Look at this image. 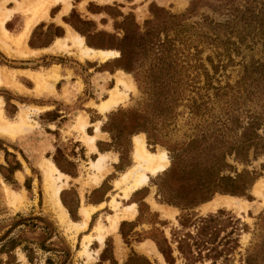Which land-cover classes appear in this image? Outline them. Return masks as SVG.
<instances>
[{
  "label": "rangeland",
  "instance_id": "1",
  "mask_svg": "<svg viewBox=\"0 0 264 264\" xmlns=\"http://www.w3.org/2000/svg\"><path fill=\"white\" fill-rule=\"evenodd\" d=\"M72 1L73 0H69L70 7L73 4L74 9L77 10L78 13H82L86 19H91L90 14L84 9L86 2L95 4H112L116 2L120 5L118 9L122 12L133 13L134 20L141 27V30L143 29L144 21L152 18V14L149 10V5L152 2L178 16L177 25L173 26V29L168 32L169 38H176L173 45L174 50L170 52V56L166 58V62L171 61L172 65L175 66L174 69L171 71L169 70V73H174L171 79L172 81L166 80V77L164 78L165 80L163 79L165 76L164 73L168 72L167 68L160 72L150 69L152 66L151 64L155 60L153 57H140L133 71H125L118 67L124 64L125 61L122 58H117L120 54L117 49H113L117 51V54L109 59V61L106 60L109 62L107 64L110 69L114 67L119 68L117 70L129 74L135 86V91L132 92V90H130L128 92V98L111 110L115 112L117 109H121L122 112H128L129 114L116 113L112 119L113 122L115 124H123L131 118L130 112L145 120L149 134H153L157 142L148 144V133L142 132L144 134L145 146L152 152H155L157 147H162L169 158L168 167L171 164V152L169 149L173 147L180 148L188 141L198 136L203 130L212 128L213 125L217 123L218 118L223 116V113L228 107L227 104L239 106V110L242 113L252 109L259 114L261 109L264 108V97L260 96L258 92L247 97L246 91L240 90L236 92L235 90L236 82L243 72L244 65L252 61L264 60V0H80L79 3V0ZM192 1L194 2L193 6L191 5ZM8 3H11L12 6L8 7ZM7 4L6 7L9 9L15 6V3L11 0L7 2ZM57 4L61 5V10H59L62 12L63 4L61 2ZM57 4L55 6H57ZM246 9H249L247 12H254V15H258V19L255 23L247 24L244 20L245 18L238 20V18L234 17L236 14L240 16L242 13L241 11H246ZM13 15H15L14 17H18H16L14 22L9 24V26L12 27L14 23L19 24L12 30L6 28L11 31L9 32L11 35H16L24 24V17L20 11L15 12ZM183 15L187 18L185 21L182 18ZM104 17L107 20L105 24L98 22V17H95V20L91 19L96 23V30H101L100 32H102L96 34L92 38L93 43L98 47H114L117 43V38L121 36V31L115 34V30L112 26V19L105 13ZM55 18V16H50V18L48 17L47 20L43 21L45 24L50 22L55 24V22H57ZM57 23L65 28L62 22ZM53 24H49L48 27L53 26ZM42 25H39L35 30L32 37L33 40L42 43L51 41L54 37V28H42ZM217 31H219L220 40L216 38ZM238 32L243 34L242 41L238 40ZM160 37L162 39L164 35L161 34ZM224 41H226L224 44L225 47H221V42ZM26 44V41L23 44L12 43V45L10 44V48L14 53L24 48L28 50L30 47L27 45L28 48ZM53 44L54 42L52 45ZM52 45V52L64 53L66 57L56 56L52 60L41 61L39 67H43L49 63H55L58 65H54L50 69L54 68L60 74L59 65L61 66V64L59 61L65 60L61 63L70 65L72 68L75 67L77 70L80 68L86 70L87 67H90V70L87 72H89L91 76L94 72L101 70V67L97 66L99 63L97 61L84 58L80 60V53L77 52L76 49L69 48V50H63L53 47ZM2 51L4 52V50ZM30 56L34 55L29 53L27 56H21V58ZM158 63L160 64V62L155 61L154 65H158ZM130 66L132 67V62ZM0 67L6 70V66ZM9 71L12 72L11 70ZM38 72L44 73L46 70ZM68 72L69 77L76 78L78 82L70 83L67 81L63 85L62 90L67 87L68 91L70 90L69 92H71L68 96L61 95L68 104H57L54 105V109H52V115L64 114V117L56 118L57 121L60 120L61 124L58 123V126H56L51 122L54 125L51 124V127H47L48 120L51 119L52 116H45L44 118H42V116V120H39L35 114L38 110H33V107H37L41 109L39 111H45L50 109L51 106L38 107L28 105L27 107L31 108L30 114L33 113L30 117L37 122V125L22 127L20 131L15 132L14 140L9 141L18 144L22 149H20V151L17 149L13 150V147H15L13 143H6L4 141L0 143V147L7 149L9 152L5 157L3 155L1 159V165L4 167L2 169L3 175L11 179V171H8L15 165L16 161H19L22 166V171H17L21 178L17 176V180L14 179V183L6 182L3 180L2 176H0L2 181L9 186V189L16 192V198H19L18 200L16 199L15 204H12L10 199H7L3 194L0 184V264H96L100 260L99 255L105 243L103 247H101L102 249L100 252L95 255L94 252L98 249L99 243L94 239V224L101 221L103 226H107V214H114L118 211V208L128 204L130 201L128 197L122 198L120 196L123 192L114 187L113 180L133 163L131 155V138L130 150H128V152H125L124 149L117 150L116 146H111L110 133L101 129L102 132L98 138H107L108 141H106V144L96 143V145L98 144L101 148L109 147L111 158L108 160L109 169L101 180V187L93 190V187L97 185H87L83 187V184L88 175L92 173L90 169H88V162L89 160L96 159L97 151H89L80 140V134L74 129L77 128L74 122L75 117L80 112L84 115L86 114L88 117L89 124L85 128V131L89 135L95 133L94 129L97 121H100L101 124L107 121L109 113L100 114L95 106L91 104L99 103L101 100L105 99L108 89L112 88L115 82L112 79V83L108 81L107 86H102L100 83L105 82L107 80L105 78L109 76L106 73L105 75L96 74L95 77L92 78L94 89L91 91L94 92V94L91 93V95L93 96V100L88 101V104H71V102H75V98L69 99V97L73 96L74 93H78L82 88V84L78 77L72 74L71 69ZM66 75L61 76L65 77ZM96 76H98L99 79H97ZM18 77L19 75H15L14 79L16 83H18ZM59 80H57L55 84ZM13 82L11 83L12 85H14ZM55 84L52 92H46L41 95H56ZM77 84L79 87L78 91L74 92V86ZM174 84H176V88ZM1 85L5 84H0V86ZM15 86H18V84ZM223 86H229L226 88L229 92L222 100H218V95H216L217 89ZM13 89L15 88L13 87ZM66 106L69 108L66 109ZM4 108L7 113L5 114L4 112V114L9 118L10 114H8V111L11 112L12 108L8 106ZM72 124H74V128ZM101 124L99 125L101 126ZM259 132L264 133V122ZM0 136L7 137L1 134ZM5 145H7V147ZM117 154H119L120 161L118 164L112 165L115 157V160H117ZM44 158L50 159L54 165V161H56L61 167L60 169L62 172L70 175L67 174V184L62 188L63 197L72 210L73 215L70 213L68 214L70 220H80V215H77L75 212L79 199L80 204L83 205H88V203L96 199H102L101 203L103 202V204L99 205V207L101 205L102 207H97V212L95 211L96 213L90 216L92 219H89L90 221L84 230H79L78 232L66 230L65 227L60 224L54 209L47 203L43 188V173L39 166V163H41ZM227 162L231 164L233 169L226 170L225 173L229 172L230 174H234V171L240 172L242 170H249L256 174L257 178L253 185L256 181L264 177V153L253 156L250 152L246 161L235 160L232 157H228ZM60 169L58 168L59 171H61ZM164 175H166L164 170L156 175H149V181L142 186V189L139 188L140 190H136L137 192L132 195V202L136 204V211L138 212L139 207L142 208L143 211L142 217L140 218L143 222L138 223V221H136L138 218L134 221L138 224L136 226L137 229L132 233V245H135V241L148 239L144 237L150 234L153 230L151 229L152 227L161 229L173 248L172 255L176 258L174 264H183L184 260L176 250V243L172 241L173 231L180 228L177 217L182 213H190V215L194 217L203 216L208 213H215L217 210L221 209L231 215L233 220L238 219L239 223H237V225L240 228L238 231V246L232 253L233 257L231 261L226 264H245L243 259L247 252H251L255 248H262V250H264V248L260 246V243L262 245L264 241V195L262 196V193L255 194L252 190L253 185L248 191L247 197L237 196L248 203L245 210L236 212L230 208L220 207L215 211L202 214L198 210L200 204L189 210L182 211L178 207L161 202L162 196L158 195L157 183H162L164 179H166L167 176ZM216 194L220 193L216 192L213 196ZM141 197H143V202L146 205L138 204L137 200ZM112 198L120 203H111ZM152 202H154L155 205L158 204L161 208L154 206ZM164 210H169L171 215ZM155 218L164 221L165 225L162 226L156 223L152 226L148 224L150 219L152 220ZM152 233L157 234V231L153 230ZM108 234L116 236V231ZM85 235H91L93 237L91 241L92 244L90 243L88 246L92 254V259L90 260H88L84 254L81 255L79 253L82 249V240ZM148 244H146V247H148ZM151 245H153V243ZM146 252L154 257H160L158 254L149 253L147 249ZM150 258L154 261V264H167L163 262V260H160L161 258L158 259L159 261L151 256ZM105 263L103 262L102 264ZM196 264H210V261L204 260Z\"/></svg>",
  "mask_w": 264,
  "mask_h": 264
},
{
  "label": "trees",
  "instance_id": "2",
  "mask_svg": "<svg viewBox=\"0 0 264 264\" xmlns=\"http://www.w3.org/2000/svg\"><path fill=\"white\" fill-rule=\"evenodd\" d=\"M191 5H194L193 1ZM119 6L116 2L101 5L89 2L87 5L89 12H104L112 19L115 34L121 31V36L117 38L114 47L96 46L92 38L96 34L102 33L101 30H96V23L91 19L82 18L74 8L62 19L81 34L89 46L117 49L120 52L117 58H122L125 61L124 64L118 67L125 71H133L140 57H153L154 62L158 61L160 64L154 65L153 62L150 69L160 72L167 68L168 72L164 73L163 79L166 77V80L172 81L174 73L169 72L175 66L172 65L171 61L166 62V58L174 50L173 45L176 38H169L168 32L173 29V26L177 25L178 16L152 2L149 5L152 18L144 21L141 30V27L134 20L133 13H124L118 9ZM247 10L249 9L241 11L240 16L236 14L234 17L238 20L245 18L247 24L255 23L258 15H254V12H247ZM182 18L184 21L187 19L184 15ZM100 21L105 23L106 19L102 17ZM49 27H53L55 30L53 36L61 35L59 27L54 25ZM161 34L164 35L162 39ZM219 36V31H217L216 38L220 40ZM237 37L239 41L243 40V34L240 32L237 33ZM30 39V44L34 45L33 38ZM225 42H221V47H225ZM131 62L132 67L130 66ZM174 85L176 88V84ZM228 87L223 86L217 89L218 100H222L227 95L229 91L226 88ZM235 90L236 92L246 91L247 97L257 92L264 97V60L252 61L244 65L243 72L236 82ZM227 106L223 116L218 118L217 123L212 128L203 130L198 136L180 148L173 147L169 149L171 164L164 170V173H166L164 176L167 177L162 183H157L158 195L162 196L161 202L178 207L183 211L210 200L216 192L225 195L248 196V191L257 175L249 170L234 171V174L225 173L226 170L233 169L231 164L227 162V158L232 157L235 160L246 161L250 152L253 156L264 153V133L259 132L264 122V108L258 114L252 109L242 113L239 106H233V104H227ZM108 113L107 121L102 123L100 128L110 133L111 146H116L117 150L124 149L125 152H128L131 136L139 132L148 133V144L157 143L153 134H149L145 120L134 113L130 112L131 118L123 124H115L112 119L116 113L129 114L128 112L117 109L115 112L110 111ZM97 147L100 151L108 150V148L99 147L98 144ZM8 153L6 151L5 155ZM54 162L61 168L56 161ZM19 167L20 165L16 161L15 165L8 171H11L10 179L3 175L2 169L4 167L0 165V174L3 180L14 183L13 172ZM137 191L133 192L132 195ZM60 199L69 213L73 215L71 208L63 197V190L60 192ZM137 202L139 205H146L143 202V197ZM142 214V208L139 207L136 217L138 219H135L138 223L143 222L140 220ZM192 216L190 213H182L178 216L180 228L172 233V241L176 243V250L183 258V264H196L204 260H209L210 264H226L231 261L232 253L238 246V231L240 230L237 225L239 223L238 219L233 220L231 215L221 209L203 216ZM134 221H132V229L138 224ZM156 223L162 226L165 225L164 221L156 218L148 221V224L152 226ZM151 229L157 231V234L152 233V230L144 238H149L155 243L167 264H174L176 258L172 255L173 248L163 230L153 227ZM120 230L126 238L125 232L121 228ZM104 243L105 246L99 255L100 260L96 264H102L106 261L109 264H116L112 257L110 237H107ZM260 246L264 248V241L262 245L260 243ZM243 261L245 264H264V250L255 248L253 251L247 252ZM130 264H152V262L145 255L132 251V263Z\"/></svg>",
  "mask_w": 264,
  "mask_h": 264
},
{
  "label": "bare ground",
  "instance_id": "3",
  "mask_svg": "<svg viewBox=\"0 0 264 264\" xmlns=\"http://www.w3.org/2000/svg\"><path fill=\"white\" fill-rule=\"evenodd\" d=\"M55 1L56 0H19L18 2L15 1L16 9L19 11L21 10L26 17L23 27L21 28L19 34L15 37L19 42H22L23 39L27 37L30 30L37 22L46 18L49 8L54 4ZM2 19H4V17H2ZM2 19L0 17V24L2 23ZM6 34L7 31H0L1 42L6 41ZM58 47L74 48L77 50V52L80 53H78L80 55V60H82L81 58H84L91 61H97L99 63L113 58L115 54H117V51L96 49L89 46H85L83 45V39L79 35L74 34H68V36L64 38V42L60 43ZM18 73L22 74L20 72ZM25 74L34 81L35 92H41L42 90H47V88H49L50 91H53L54 83L57 80L61 78H69V74L65 77H62L54 68L49 71L47 70L44 73L30 71L27 73L25 72ZM96 77L97 79H99L98 76ZM113 78L115 85L112 88L108 89L106 98L101 100L99 103L91 104L95 106V108H97L100 113L109 112L115 107L117 103L123 102L128 98V92L130 90H132V92L135 91V86L129 74L122 71H116V73L113 75ZM0 83H3V79L1 78ZM78 88V84L74 86V92H77ZM69 91L68 88L65 87L62 90L61 95L68 96L71 94V92ZM2 105L3 101L0 97L1 135H5L9 138L14 139L15 132L20 131L22 127H32L37 125V122L30 117L31 108L20 105L14 117L8 118L4 114ZM33 110L39 111L41 109L33 107ZM86 116V114L84 115L82 112H80L75 117L74 122L77 128L83 129L88 125ZM95 126V135H89L84 132L83 136L84 143L88 146L89 150L91 151H96L95 140L99 136V124H96ZM131 141V155L133 163L126 170H124L117 178L113 180L114 187L120 189L123 192V194L120 195L122 198H127L132 192L144 186L149 180V175H156L157 173L165 170L169 165L168 155L162 147H157V150L155 152H152L146 148L144 134L142 132L134 134L131 138ZM109 158H111L110 152H98L96 159L89 160L88 169H90V172L92 173H89L90 175L87 174L88 177L86 178L83 187H86L87 185H98L101 182L102 178L104 177V174L109 169ZM39 166L41 167L40 169H42L43 171V188L45 191V199L47 203L51 206V208L54 209L57 218L60 221V224H62L63 226L67 225L68 228H70V226H73L75 230L85 229L87 226L88 219L90 217V213L95 210L96 207L89 205L82 206L79 211L80 220L71 221L68 218L65 209L63 208L59 200V193L62 188L66 186L68 176L64 175L61 171H59L58 168L53 165L50 159H43ZM16 174L18 178H21L19 172H16ZM0 184L3 194L6 196V198L10 199V202L12 204H15L16 199H19L18 197L16 198V192L9 189V186L2 181L1 177ZM252 190L255 194L262 193V196L264 195V177L255 182L252 187ZM112 202H115L116 204L120 203L118 201H115L114 198H112L111 203ZM247 205L248 203L240 197L216 194L210 200L200 204L198 210L200 211V213L206 214L207 212L215 211L217 208L224 207L239 212L240 210H245L247 208ZM135 211V205L128 204L122 205L121 208H118V211H116L114 214L107 215V220L109 222L107 232H109L110 230H114L122 218L131 216L133 217ZM167 212L168 214H170L169 210H167ZM93 230L95 231L94 239L97 240L100 245H102L105 234L103 232V227L101 226V221L94 224ZM92 238L93 237L91 235H85L82 240V249L79 251V253L81 255L84 254L88 260L92 259V254L88 249ZM98 252L99 251L96 250L94 254L97 255Z\"/></svg>",
  "mask_w": 264,
  "mask_h": 264
},
{
  "label": "crops",
  "instance_id": "4",
  "mask_svg": "<svg viewBox=\"0 0 264 264\" xmlns=\"http://www.w3.org/2000/svg\"><path fill=\"white\" fill-rule=\"evenodd\" d=\"M10 0H0V17L2 19V17H4V19H2V23L0 24V31L2 30H5L7 31V39L5 42H1L0 41V48L2 50H4V52L0 49V66H6V70L5 68L3 69L2 67H0V78L3 79V83H0V84H5V85H1L0 86V96L1 98L3 99V110L6 113V110H5V106H8L10 108H12V111H8L10 114L9 115V118H12L15 113L18 111L19 109V105H24V106H28V105H32V106H38V107H41V106H53V105H57V104H67V102H65L64 98L61 97V91H62V87L63 85L69 81L70 83H76L78 82V80L76 78H72V77H69L68 80H66L65 78H61L56 84H55V92H56V95H41L43 93H50L52 91L49 90V88H47V90H42L41 92H36L34 91V86H35V83L34 81L28 77L25 72H38V71H43V70H51L50 68L54 65H58V64H52V63H49L48 65H45L43 67H39L40 66V62L41 61H46V60H52L54 59L56 56H63V57H66L64 56V53H60V52H52V48H51V45L52 43L54 42V44L52 45L53 47H56L58 49H63V50H69V47H65V48H61V47H58V45L60 43H63L64 42V38L66 36H68V34H74V35H79L82 39H83V45L85 46H88L86 43H85V39L84 37L79 34L71 25H69L68 23H66L62 18L63 16H66L68 15V13L70 12V10L72 8H74V5L72 4L71 7H70V3H69V0H56L54 2V4L49 8L50 10H48L47 12V16L46 18L42 19L41 21L37 22L30 30V32L28 33L27 37L25 39H23L22 42H19L15 37L19 34V32L16 34V35H11L9 32L8 29L12 30V29H15V26L19 23H14L11 26H9V24H11L12 22H14L15 18L18 17H14L15 15H13L15 12L19 11L16 9V2L15 1H19V0H11L12 2L15 3V6L11 9L7 8L6 7V4L7 2H9ZM74 1V0H73ZM72 1V2H73ZM58 2H61L63 4V9H62V12H60L61 10V5L60 4H57ZM80 2V0L78 1V3ZM89 2H86L85 5H84V9L85 11L90 14V18L91 19H94L95 20V17L97 18L98 17V22L101 23L100 19L102 18H105L104 17V12H101V13H92V12H89L88 9H87V5H88ZM11 3H8V7H11L12 4L10 5ZM57 4V6H55ZM97 4V3H96ZM60 5V6H58ZM98 5H101V4H98ZM54 6V7H53ZM70 7V8H69ZM60 9V10H59ZM11 11V12H10ZM77 11V10H76ZM20 12L22 13L23 17H24V22L26 20V17L24 15V13L20 10ZM58 12V13H57ZM60 12V13H59ZM62 13V14H61ZM51 17H56L55 20L57 22H62L64 25H65V28L64 26H62L61 24H58L57 22H55V24H53V22H50V23H47L45 24V22L43 20H47L48 17L50 18ZM13 15V16H12ZM79 15L86 19L85 16H83L82 13H79ZM6 16V17H5ZM28 16V15H27ZM14 17V18H13ZM11 18V19H10ZM13 18V19H12ZM21 19V18H20ZM53 20V19H51ZM54 21V20H53ZM23 22V23H24ZM107 22V20H106ZM105 22V23H106ZM99 23V24H100ZM105 23H102V24H105ZM43 24V25H42ZM49 24H53L55 27H59L61 30V35L60 36H57L55 35L53 37V39L51 41H46L47 43H42V42H38L36 40H33L34 42V45L30 44V38L33 37V34L35 32V30L37 29V27L39 25H42V28H46L48 27ZM24 25V24H23ZM8 29H7V28ZM23 27V26H22ZM21 30V29H20ZM10 35H11V38H10ZM9 37V38H8ZM27 39V40H26ZM55 40V41H54ZM27 42L26 46L29 48L28 50H26V48L20 50V51H15L16 53H14L11 48H10V44L12 45V43H21L23 44L24 42ZM52 42V43H51ZM10 43V44H9ZM69 44V43H68ZM67 44V45H68ZM90 47V46H89ZM93 48V47H92ZM97 49V48H96ZM106 50H113V49H106ZM114 51V50H113ZM33 54L34 56H30V57H27V58H21V56H27L28 54ZM36 54V55H35ZM9 55H16V56H9ZM111 59V58H110ZM109 60V59H108ZM106 61V60H105ZM103 61L101 62L102 64H97V66H100L101 67V70L100 71H96L93 73V75L91 76V74H88L87 73V77L90 79V88L91 90L94 89L93 87V84H92V78L95 77L96 74H102V75H105L108 74L109 77L105 78L107 79L105 82H101L100 84L102 86H107V83L108 81L112 82V79L114 81V78H112V76L116 73V71H120V70H117L115 67L113 69H110V67L108 66V64ZM41 68V69H40ZM66 68H69V69H66ZM72 70V74L76 77H78V79L80 80V82L82 83L83 82V79H86L84 78L81 74H79V72L77 71V69L75 67H70V65H66L64 63H61V66L59 65V71H60V74L61 75H66V74H69V70ZM9 70H11L12 72H10ZM68 70V71H66ZM113 70V71H112ZM14 71V72H13ZM16 72H20L22 74H19V73H16ZM111 72H114V73H111ZM15 75H19V77L17 78L18 79V83H16L15 81ZM87 78V79H88ZM111 78V79H109ZM104 79V80H105ZM14 80V82H13ZM31 80V81H30ZM12 81L14 83V85H12L10 82ZM51 82V81H49ZM16 84H18V86H15ZM84 84V83H82ZM7 85V86H6ZM21 88H20V87ZM12 87V88H11ZM13 87L15 89H13ZM18 89V90H16ZM53 89V88H52ZM75 96H77L78 94L77 93H74ZM73 97H69V99H72ZM71 101V100H70ZM86 99H82V102H85ZM124 102V101H123ZM122 102H119L115 105V107L120 104ZM71 104H74V102H71ZM114 107V108H115ZM113 108V109H114ZM97 109V108H96ZM112 109V110H113ZM51 109H48V110H45V111H37L35 112V114L37 115V118L39 120H42V118H44L45 116L48 117V116H52L51 117V120L53 118L56 117V115H51ZM98 111V110H97ZM111 111V110H110ZM99 112V111H98ZM100 113V112H99ZM107 113V112H105ZM105 113H100V114H105ZM33 113H31L30 115H32ZM34 114V115H35ZM57 118V117H56ZM87 118V123L89 124L88 122V117L86 116ZM50 122H53L56 126H58V123L61 124L60 120H54V121H50V119L48 120V123H47V127H51V124L54 125L53 123H50ZM97 125L98 124H101L100 121H97L96 123ZM95 124V125H96ZM55 126V127H56ZM88 126V125H87ZM86 126V127H87ZM72 127L74 128V124H72ZM84 127L83 129L81 128H74L76 129V131L80 134V140L83 142V144L88 148V146L84 143L83 141V136H84V132L86 133L85 131V128ZM96 127V126H95ZM29 131V130H28ZM94 134H96V129H94ZM101 128H100V125H99V136L100 137V134H101ZM106 133V132H105ZM88 134V133H87ZM107 134V133H106ZM97 137V140H95V146H96V151H97V155H98V152H110L109 149L108 150H104V151H100L96 145V142L97 141H103L101 142L102 144H106L108 141L107 138H98ZM132 138V137H131ZM14 139L12 138H8V137H3V136H0V143H2V141L6 142V143H13L15 145V147H13V150L14 149H17L20 151V149H22L18 144L14 143V142H9V141H12ZM7 147V145H5ZM131 147H132V141H131ZM109 148V147H107ZM6 150L7 149H4V148H1L0 147V165L2 164L1 162V159L3 158L2 156L4 155L5 157V154H6ZM89 150V148H88ZM8 151V150H7ZM90 151V150H89ZM92 151H95V150H92ZM96 153V152H94ZM117 160H114L112 162V165H115V164H118L119 163V154H117ZM115 157V156H114ZM44 159H48V158H44ZM116 159V157H115ZM52 162V161H51ZM53 163V162H52ZM21 164V163H20ZM41 163H39L40 165ZM54 165V163H53ZM55 166V165H54ZM22 167V166H21ZM56 167V166H55ZM57 168V167H56ZM42 170V169H41ZM19 171L21 172V170H15L14 173H13V177L14 179L17 180V175H16V172ZM43 173V171H41ZM62 172V171H61ZM64 175L67 176V173L65 174L64 172H62ZM69 175V174H68ZM1 176V174H0ZM70 176V175H69ZM149 181V180H148ZM101 186V182L93 187V190H96L98 189L99 187ZM142 188V187H141ZM2 190V188H1ZM138 190V189H137ZM136 191V190H135ZM3 192V191H2ZM6 197V196H5ZM132 197V193L128 196V199L130 200ZM8 199V198H7ZM60 200V198H59ZM127 200V199H125ZM100 202V203H99ZM60 203L61 205L63 206L61 200H60ZM154 204V206H157V207H160L158 204L155 205L154 202H152ZM93 204V205H92ZM97 204V205H95ZM100 204H103V202L101 203L100 199H96L95 201H92L90 203H88L89 206H95L96 209L93 210V211L90 213V216L91 215H94L97 211L98 208L102 207V205L99 207ZM128 204H134L135 205V210H136V204L134 202H132V199L129 201ZM128 204H125V205H128ZM84 206L83 204H80V199L78 200V205L76 207V214L77 215H80L78 210L80 211L81 207ZM98 207V208H97ZM63 208L65 209V207L63 206ZM161 208V207H160ZM57 209V208H56ZM96 211V212H95ZM164 211H167V210H164ZM65 212L68 216V212L66 211L65 209ZM137 211H135L133 217H126V218H122L117 227L114 229V230H110L109 232H107V229H108V226H109V222L107 224V226H103L101 224V226L103 227V232H104V238H103V242H102V245H100V243L97 241L98 244V251L100 252V250L102 249L101 247H103L104 245V241L107 237H110V242H111V250H112V257L113 259L115 260V263L116 264H130L132 263V251L136 252L137 254H141V255H145L151 262L152 264H154V261L150 258L153 257L155 259H159L161 258L160 260H163V257L161 255V253L158 251L155 243L151 240V239H144L143 241H135V245L133 244L132 245V233L137 229V227H133L132 229V221H134L137 217V214L138 212L136 213ZM109 215V214H107ZM136 215V216H135ZM80 219V218H79ZM89 219H92L91 217H89ZM88 219V222L90 221ZM72 221V220H71ZM79 221V220H78ZM88 222H87V225H88ZM106 224V223H104ZM66 230L70 231V230H73L74 232H78L79 230H75L73 226H70V228L67 227V225L64 226ZM87 227V226H86ZM120 228L125 232L126 234V238L123 236ZM80 230H84V229H80ZM116 231V236L113 235V234H108V233H112V232H115ZM107 234V235H106ZM95 241V242H96ZM150 243V244H148ZM153 243V245H151ZM92 244V243H91ZM146 244H148L146 247ZM141 250H139V249ZM146 249L149 253H154V254H158L160 257L158 258L157 256H153V255H150L146 252ZM143 251V252H142ZM98 252V253H99ZM159 261V260H158ZM105 263V262H104ZM105 264H109L108 261H106Z\"/></svg>",
  "mask_w": 264,
  "mask_h": 264
},
{
  "label": "flooded vegetation",
  "instance_id": "5",
  "mask_svg": "<svg viewBox=\"0 0 264 264\" xmlns=\"http://www.w3.org/2000/svg\"><path fill=\"white\" fill-rule=\"evenodd\" d=\"M59 61V60H58ZM65 60H60L59 62H60V64H61V62H64ZM109 61V60H108ZM108 61H106V63H109ZM82 63V62H81ZM65 64V63H64ZM98 64H102V63H98ZM116 69H119V68H116ZM88 70H90V67H87V69L86 70H83L82 68H80V69H78L77 71L79 72V74H81L84 78H86V79H83V82L82 83H84V84H82V88H81V90L77 93L78 95L77 96H75V94L73 95V96H71V97H74L75 98V102H74V104H88V101H90V100H93V96L91 95V93L92 94H94V92H92L91 91V88H90V79L87 77V73L88 74H90L89 72H87ZM113 71V70H112ZM85 72H87V73H85ZM111 73H114V72H111ZM88 78V79H87ZM112 83V82H111ZM82 99H86V101L85 102H82ZM68 104V103H67ZM47 106V105H46ZM54 107V105L53 106H51V110L52 109H54L53 108ZM66 109H68L69 107H65ZM80 110H83V109H80ZM57 111V110H56ZM51 113H53V110L51 111ZM52 115V114H51ZM56 115V117L57 118H60V117H64V114L63 115H57V114H55ZM54 115V116H55ZM56 117L55 118H53L52 120L50 119V121H54L55 119H56ZM51 123V122H50ZM7 151V150H6ZM8 152V151H7ZM18 163H19V165H20V167L18 168V169H16V170H21V164H20V162L18 161ZM56 165V164H55ZM57 166V165H56ZM58 167V166H57ZM59 168V167H58ZM60 169V168H59ZM61 170V169H60ZM62 171V170H61ZM14 173V172H13ZM65 173V172H64ZM68 174V173H67ZM63 190V189H62ZM61 190V191H62ZM67 209V208H66ZM67 211H68V209H67ZM68 214H69V211H68Z\"/></svg>",
  "mask_w": 264,
  "mask_h": 264
}]
</instances>
